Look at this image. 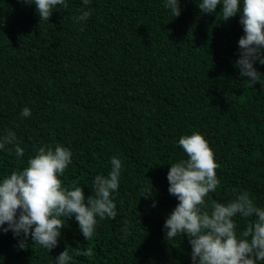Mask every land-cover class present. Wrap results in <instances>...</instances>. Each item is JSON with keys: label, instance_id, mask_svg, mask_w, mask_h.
Listing matches in <instances>:
<instances>
[{"label": "trees", "instance_id": "1", "mask_svg": "<svg viewBox=\"0 0 264 264\" xmlns=\"http://www.w3.org/2000/svg\"><path fill=\"white\" fill-rule=\"evenodd\" d=\"M200 2L180 0L174 18L165 0H66L40 23L34 4L0 0V137L11 130L24 150H0V180L59 144L72 152L61 180L87 199L111 158L122 162L117 215L97 217L90 241L74 217L51 252L30 238L21 249L23 236L0 228V264H54L66 247L71 264H192L188 238L167 241L164 224L179 203L168 191L170 165L187 159L178 141L193 132L219 165L209 198L226 204L234 189L247 191L264 208V77L252 86L235 66L240 16L220 21L221 6L202 14ZM81 9L91 15L76 23ZM254 67L264 76V65ZM234 220L239 234L248 220ZM87 246L91 259L73 250Z\"/></svg>", "mask_w": 264, "mask_h": 264}, {"label": "clouds", "instance_id": "2", "mask_svg": "<svg viewBox=\"0 0 264 264\" xmlns=\"http://www.w3.org/2000/svg\"><path fill=\"white\" fill-rule=\"evenodd\" d=\"M22 2L35 5L40 23L48 22L57 6L68 7L66 0ZM89 3L90 0H83L84 5ZM164 6L174 18L181 15L180 0H165ZM218 6H221L220 21L240 16L244 35L238 41L240 52L235 66L240 76L247 78L244 82L252 86L260 84L264 76L254 65L257 61L264 65V0H201L197 5L202 14H217ZM90 15V9H81L74 21H87ZM21 114L29 117L31 110L25 107ZM15 142L16 134L9 130L0 137V150H14L17 157H22L24 150ZM178 143L187 159L171 164L167 175L169 194L179 203L165 221L166 240L186 236L191 245L192 264L264 262V208L257 207L247 191L236 193L234 189V199L226 204L210 199L209 193L215 192L220 184L216 173L219 165L213 150L197 132L182 136ZM6 145H13V148H6ZM71 162L70 149L59 144L54 148L41 146L29 158L27 167L12 171L0 180V228L5 233L13 232L15 237L23 236L19 248H27L30 238L31 247L38 245L51 252L58 246L66 220L72 217L87 242L94 236L97 217L115 219L116 204L112 193L119 189L121 160L115 156L111 158V171L107 176L94 178L92 195L87 199L82 187L65 186L60 178ZM152 206H156L155 201ZM237 216L248 220L239 234L234 220ZM73 250L76 255L82 254L89 259L93 256L91 246L83 252L79 247ZM72 260L66 247L54 264H71Z\"/></svg>", "mask_w": 264, "mask_h": 264}]
</instances>
